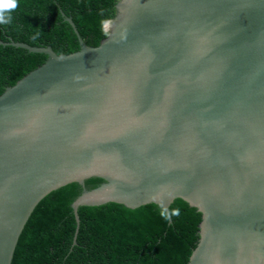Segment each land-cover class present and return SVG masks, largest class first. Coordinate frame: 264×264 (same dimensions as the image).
I'll list each match as a JSON object with an SVG mask.
<instances>
[{"label":"water","instance_id":"95a60500","mask_svg":"<svg viewBox=\"0 0 264 264\" xmlns=\"http://www.w3.org/2000/svg\"><path fill=\"white\" fill-rule=\"evenodd\" d=\"M115 26L0 93V264L46 194L201 214L187 264H264V0H116ZM162 209V208H161ZM75 229V231H76ZM74 240V239H73Z\"/></svg>","mask_w":264,"mask_h":264},{"label":"trees","instance_id":"16d2710c","mask_svg":"<svg viewBox=\"0 0 264 264\" xmlns=\"http://www.w3.org/2000/svg\"><path fill=\"white\" fill-rule=\"evenodd\" d=\"M115 2L18 0L12 24L0 25V41L49 45L56 53L75 51L76 35L64 19L69 16L83 41L97 45L105 37L100 20L113 17ZM36 32L40 35L33 39ZM45 59L44 53L0 43V93ZM101 182L98 177L71 182L40 199L22 227L10 264H187L201 214L180 198L168 207L179 208L180 216L167 221L152 202L134 208L115 202L79 206L76 229L71 203L83 189Z\"/></svg>","mask_w":264,"mask_h":264},{"label":"clouds","instance_id":"9594fccd","mask_svg":"<svg viewBox=\"0 0 264 264\" xmlns=\"http://www.w3.org/2000/svg\"><path fill=\"white\" fill-rule=\"evenodd\" d=\"M19 7L18 0H0V25H11L13 21L12 13ZM105 9H100L99 15L103 16ZM101 31L105 36H108L110 30L115 26V21L112 19L104 18L100 20ZM40 35L39 32H36L33 35V39H36ZM170 195V193H165L163 191L150 194L149 199L153 201H158L161 203L162 210L160 211V216L164 220H169L172 217L180 216V209L175 208L169 210L167 206L163 204V199L165 195Z\"/></svg>","mask_w":264,"mask_h":264},{"label":"bare ground","instance_id":"6f19581e","mask_svg":"<svg viewBox=\"0 0 264 264\" xmlns=\"http://www.w3.org/2000/svg\"><path fill=\"white\" fill-rule=\"evenodd\" d=\"M150 1V0H149Z\"/></svg>","mask_w":264,"mask_h":264}]
</instances>
